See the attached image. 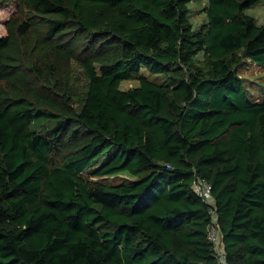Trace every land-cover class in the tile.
I'll return each instance as SVG.
<instances>
[{"label": "trees", "instance_id": "16d2710c", "mask_svg": "<svg viewBox=\"0 0 264 264\" xmlns=\"http://www.w3.org/2000/svg\"><path fill=\"white\" fill-rule=\"evenodd\" d=\"M192 1L0 0V264H217L199 178L229 263L264 264L261 0L198 31Z\"/></svg>", "mask_w": 264, "mask_h": 264}, {"label": "rangeland", "instance_id": "374dc122", "mask_svg": "<svg viewBox=\"0 0 264 264\" xmlns=\"http://www.w3.org/2000/svg\"><path fill=\"white\" fill-rule=\"evenodd\" d=\"M207 5V0H193L189 5L190 13L189 18L192 23L193 29L198 31L206 22V15L204 8ZM16 12V5L10 4L0 8V37L6 35L5 23ZM246 13L256 19L258 26L264 25V0L255 4L253 7L246 10ZM76 83L80 86V90L86 82L85 76L78 68H75ZM239 74L244 78L245 88L253 100L262 99L264 97V68H261L253 63L243 65L240 68ZM151 77V76H150ZM152 78V77H151ZM138 82H125L122 88L127 90L131 87L137 86ZM128 181L126 175L113 178L111 181L120 183Z\"/></svg>", "mask_w": 264, "mask_h": 264}, {"label": "built area", "instance_id": "2783aa9c", "mask_svg": "<svg viewBox=\"0 0 264 264\" xmlns=\"http://www.w3.org/2000/svg\"><path fill=\"white\" fill-rule=\"evenodd\" d=\"M193 192L209 206L211 222L207 227L208 239L212 244L217 264H230L224 242V237L218 223L216 200L212 186L203 179H197L193 184Z\"/></svg>", "mask_w": 264, "mask_h": 264}]
</instances>
